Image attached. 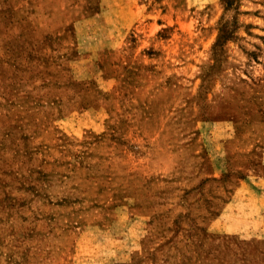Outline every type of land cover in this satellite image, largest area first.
<instances>
[{
  "label": "rangeland",
  "instance_id": "obj_1",
  "mask_svg": "<svg viewBox=\"0 0 264 264\" xmlns=\"http://www.w3.org/2000/svg\"><path fill=\"white\" fill-rule=\"evenodd\" d=\"M0 264H264V0H0Z\"/></svg>",
  "mask_w": 264,
  "mask_h": 264
}]
</instances>
